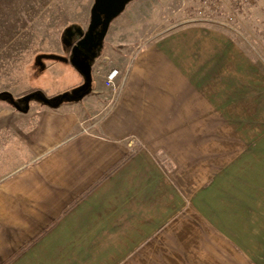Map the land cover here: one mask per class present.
<instances>
[{"label": "crops", "instance_id": "1", "mask_svg": "<svg viewBox=\"0 0 264 264\" xmlns=\"http://www.w3.org/2000/svg\"><path fill=\"white\" fill-rule=\"evenodd\" d=\"M136 52L89 119L0 110V264H264V73L203 24Z\"/></svg>", "mask_w": 264, "mask_h": 264}, {"label": "rangeland", "instance_id": "2", "mask_svg": "<svg viewBox=\"0 0 264 264\" xmlns=\"http://www.w3.org/2000/svg\"><path fill=\"white\" fill-rule=\"evenodd\" d=\"M95 1L0 0V110L13 109L10 99L24 109L28 95L37 93L52 105L35 95L25 113L60 106V114L89 119L115 97L106 83L110 71H118L117 86L141 46L195 24L229 34L264 73V0H129L107 26L95 31L92 46L77 53L90 65L86 92L85 78L70 59L75 42L87 33ZM84 91L78 101L71 99ZM64 94L68 99L59 103Z\"/></svg>", "mask_w": 264, "mask_h": 264}, {"label": "water", "instance_id": "3", "mask_svg": "<svg viewBox=\"0 0 264 264\" xmlns=\"http://www.w3.org/2000/svg\"><path fill=\"white\" fill-rule=\"evenodd\" d=\"M129 0H97L94 5L91 8V22L89 24L88 27V34L87 37L78 41L73 47H72V57L70 59V64L79 71V73L85 78V85H87V87L90 85L91 83V74H90V65L89 62L86 60H80L77 53L78 51H80V48L85 45V44H92L94 42V33L95 31L103 26H107L110 21L112 19H114L118 14H120L124 7L125 4L128 2ZM103 8L104 9V18L102 17L101 13H99V9ZM89 38V40H88ZM51 59H56V60H60V61H64L66 62V59L63 58H59V57H55V56H50ZM37 61H40V57H38L36 59ZM86 92L89 91V87L88 89L85 90ZM83 92L81 95L77 96V97H70L73 101H78L86 92ZM38 96L39 98L41 97L40 94L34 93L28 96V98L25 100L26 105L24 107V109H21L20 107H18L14 101L12 99H10V103L13 105V107H15L16 109H18L19 111H23V112H27L28 110V106H27V102L29 101V99L32 96ZM64 99H68V95L64 94V96L61 97V100L59 101V103L64 100ZM40 101H42L44 104L46 105H52V103L49 100L40 98ZM59 105V104H57Z\"/></svg>", "mask_w": 264, "mask_h": 264}, {"label": "built area", "instance_id": "4", "mask_svg": "<svg viewBox=\"0 0 264 264\" xmlns=\"http://www.w3.org/2000/svg\"><path fill=\"white\" fill-rule=\"evenodd\" d=\"M118 76V71L117 70H112L108 73L107 78H106V83H107V87L109 88H116V78Z\"/></svg>", "mask_w": 264, "mask_h": 264}, {"label": "flooded vegetation", "instance_id": "5", "mask_svg": "<svg viewBox=\"0 0 264 264\" xmlns=\"http://www.w3.org/2000/svg\"><path fill=\"white\" fill-rule=\"evenodd\" d=\"M96 1H97V0H96ZM96 1H95V2H96ZM114 1H115V0H114ZM93 5H94V4H93ZM98 11H99V13H101L102 17L104 18V16H105V15H104V9H103V8H100ZM88 27H89V26H88ZM87 34H88V29H87V33H86V35L83 36L80 40L86 38V37H87ZM94 35H95V33H94ZM80 40H78V41H80ZM88 40H89V38H88ZM78 41H77V42H78ZM77 42H75V44H76ZM93 43H94V42H93ZM93 43H92V44H93ZM75 44H74V45H75ZM92 44H85V45H83V46H84V47H87V48H90V47L92 46ZM28 96H29V95H28Z\"/></svg>", "mask_w": 264, "mask_h": 264}, {"label": "trees", "instance_id": "6", "mask_svg": "<svg viewBox=\"0 0 264 264\" xmlns=\"http://www.w3.org/2000/svg\"><path fill=\"white\" fill-rule=\"evenodd\" d=\"M235 40V39H234ZM238 44V43H237ZM36 91H38V90H36ZM32 94H34V93H32Z\"/></svg>", "mask_w": 264, "mask_h": 264}]
</instances>
